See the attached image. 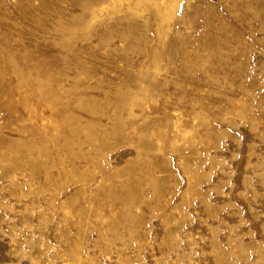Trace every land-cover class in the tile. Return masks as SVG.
<instances>
[{
  "label": "rangeland",
  "instance_id": "374dc122",
  "mask_svg": "<svg viewBox=\"0 0 264 264\" xmlns=\"http://www.w3.org/2000/svg\"><path fill=\"white\" fill-rule=\"evenodd\" d=\"M0 264H264V0H0Z\"/></svg>",
  "mask_w": 264,
  "mask_h": 264
}]
</instances>
